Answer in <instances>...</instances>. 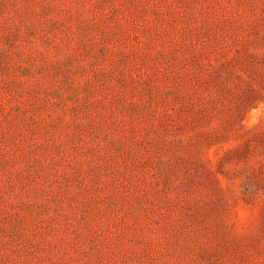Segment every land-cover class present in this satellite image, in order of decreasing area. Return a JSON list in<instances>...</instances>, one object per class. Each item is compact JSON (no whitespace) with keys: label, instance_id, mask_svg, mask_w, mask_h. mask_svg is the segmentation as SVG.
Listing matches in <instances>:
<instances>
[{"label":"rangeland","instance_id":"rangeland-1","mask_svg":"<svg viewBox=\"0 0 264 264\" xmlns=\"http://www.w3.org/2000/svg\"><path fill=\"white\" fill-rule=\"evenodd\" d=\"M0 264H264V0H0Z\"/></svg>","mask_w":264,"mask_h":264}]
</instances>
